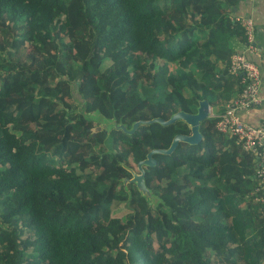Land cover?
<instances>
[{
	"label": "trees",
	"instance_id": "trees-1",
	"mask_svg": "<svg viewBox=\"0 0 264 264\" xmlns=\"http://www.w3.org/2000/svg\"><path fill=\"white\" fill-rule=\"evenodd\" d=\"M237 1L0 0V264H264L254 157L218 115L144 166L155 203L122 181L187 124L92 131L95 112L127 129L200 99L221 113Z\"/></svg>",
	"mask_w": 264,
	"mask_h": 264
},
{
	"label": "built area",
	"instance_id": "built-area-1",
	"mask_svg": "<svg viewBox=\"0 0 264 264\" xmlns=\"http://www.w3.org/2000/svg\"><path fill=\"white\" fill-rule=\"evenodd\" d=\"M233 16L245 29L246 42L242 49L231 55L228 72L236 79L241 89L226 102L218 115L215 128L218 132L233 137L242 151L253 155L255 176L258 179L256 200L264 204V122L251 126L240 116L242 111L261 104L258 94L260 71L257 64L250 59V55L257 50L254 22L249 16Z\"/></svg>",
	"mask_w": 264,
	"mask_h": 264
},
{
	"label": "water",
	"instance_id": "water-1",
	"mask_svg": "<svg viewBox=\"0 0 264 264\" xmlns=\"http://www.w3.org/2000/svg\"><path fill=\"white\" fill-rule=\"evenodd\" d=\"M212 116L211 115V106L205 99H200L197 102L196 110L195 112H185L182 110L174 112L168 119H163L161 117H154L149 120H138L132 123L131 127L127 129V125L123 124L121 122H116L114 118H106L102 116L100 113H94V120L98 122L99 124L92 128L93 132L99 131L102 128H120L123 131L127 133H132L139 124H150V123H159L161 125H167L171 124L177 120L184 121L188 128L189 133H178L176 134L169 146L167 148H154L151 149L147 154L146 157L140 161L137 162V172L129 169V172L131 174V177H126L123 179L124 182H130L135 185L137 190L140 192V194L147 200L153 201L155 203L157 201V197L151 193V190L146 186L144 181L145 176V170L144 166H152L155 165V159L152 157L153 154L156 153H165L169 154L171 153L177 144L180 141L189 143V144H195L202 140V134L199 130L200 123L205 120L206 118ZM124 183V186H126Z\"/></svg>",
	"mask_w": 264,
	"mask_h": 264
},
{
	"label": "crops",
	"instance_id": "crops-1",
	"mask_svg": "<svg viewBox=\"0 0 264 264\" xmlns=\"http://www.w3.org/2000/svg\"><path fill=\"white\" fill-rule=\"evenodd\" d=\"M234 12L237 16H249L254 22L257 50L250 55V59L257 64L260 71L258 94L261 99V104L246 111H242L240 116L246 124L257 126L264 122V0H238ZM238 48V50L242 49L243 45H238ZM219 114L220 111L211 107L212 116H217Z\"/></svg>",
	"mask_w": 264,
	"mask_h": 264
},
{
	"label": "rangeland",
	"instance_id": "rangeland-1",
	"mask_svg": "<svg viewBox=\"0 0 264 264\" xmlns=\"http://www.w3.org/2000/svg\"><path fill=\"white\" fill-rule=\"evenodd\" d=\"M95 124L98 125L99 123L95 122ZM135 167L136 166L134 164L132 170L137 172V169ZM122 183H123V185H124V183L126 184V182H124V181H122ZM127 183H130V182H127ZM126 210H127L126 206L122 203V204H119L117 207L112 209V214L114 216L119 217V218H123L124 217L123 215L125 214Z\"/></svg>",
	"mask_w": 264,
	"mask_h": 264
}]
</instances>
